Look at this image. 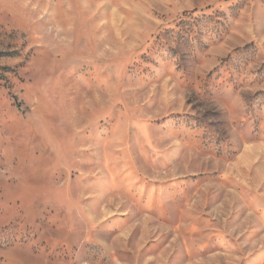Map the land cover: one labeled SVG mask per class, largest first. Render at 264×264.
Listing matches in <instances>:
<instances>
[{"label": "rangeland", "instance_id": "rangeland-1", "mask_svg": "<svg viewBox=\"0 0 264 264\" xmlns=\"http://www.w3.org/2000/svg\"><path fill=\"white\" fill-rule=\"evenodd\" d=\"M0 264H264V0H0Z\"/></svg>", "mask_w": 264, "mask_h": 264}]
</instances>
